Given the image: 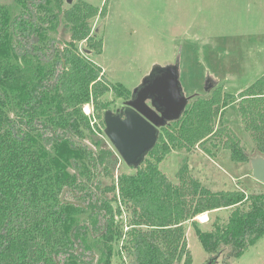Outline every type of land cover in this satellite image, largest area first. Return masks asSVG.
Here are the masks:
<instances>
[{"label":"trees","instance_id":"trees-1","mask_svg":"<svg viewBox=\"0 0 264 264\" xmlns=\"http://www.w3.org/2000/svg\"><path fill=\"white\" fill-rule=\"evenodd\" d=\"M64 4H0V264H113V244L123 237L116 221L123 204L132 210L125 248L134 252L136 264H176L187 253L185 224L221 209L233 210L228 223L200 232L199 240L207 251L224 244L239 256L264 236V192H213L188 175L187 165L176 185L160 164L174 149L191 152L197 146L213 157L210 147H223L234 162H250L237 137L226 141V128L216 129L221 108L230 103H239L258 158L264 159V76L239 95L217 87L210 98L197 96L179 121L161 129L145 166L119 179L120 200L101 198L100 191L79 181L75 169L88 179L95 162L103 166L104 159L73 138L84 140L93 130L84 106L92 105L96 121L104 124L102 98L113 93L128 99L130 92L111 83L102 67L79 50L86 41L102 53L103 41L92 37L91 20L107 7L100 10L83 0L68 8ZM61 15L71 40L64 49L42 45ZM65 189L79 199L62 201Z\"/></svg>","mask_w":264,"mask_h":264},{"label":"rangeland","instance_id":"rangeland-1","mask_svg":"<svg viewBox=\"0 0 264 264\" xmlns=\"http://www.w3.org/2000/svg\"><path fill=\"white\" fill-rule=\"evenodd\" d=\"M83 1L100 10L107 8L106 13L91 20L92 37L103 41L102 53L93 51L87 42L79 43V50L81 54L84 49L92 51L84 56L101 66L111 83L125 87L130 92L129 98L155 66L178 67L183 91L187 97H193L190 103L197 96L210 98L217 87H222L223 93L239 95L264 76V0ZM0 4L13 5L14 0H0ZM68 7L65 3L64 8ZM55 30L50 38L54 37L57 47L65 48L71 39V28L62 15ZM50 41L41 44L47 46ZM210 84L213 86L208 90ZM128 99L108 93L102 101L107 104V109L115 111ZM238 104L230 103L228 107L221 108L216 129L226 128L223 134L226 141L231 136L237 137L250 162H234L231 151L223 147L217 150L210 147L214 157L201 146L191 152L174 149L160 164L161 171L169 180L179 184L178 174L187 165L188 175L213 192H264V183L257 180L253 172L263 160L258 158L260 154L252 134L245 128ZM83 114L91 118L93 127L84 140L95 147L104 161L103 166L100 161L95 162L88 179H84L79 170L75 169V172L79 181L92 190L100 191L101 198L112 200L117 197L120 200L119 179L123 175L134 174L136 170L127 167L110 143L104 133L105 123L96 121L93 106H84ZM144 166L145 163L141 167ZM113 186L117 190L108 192ZM64 198L70 202L79 199L68 193ZM119 205L121 203L114 202L115 207ZM121 210L123 215L116 217V221L123 237L120 243L113 244L115 255L112 262L136 264L134 252L125 248L127 234L132 228V210L124 204ZM232 211L216 210L187 222V253L176 264H207L211 257L217 255L220 264H264V236L253 244L249 243L237 257L232 256V248L224 244L213 251L203 247L199 233L213 232L217 226H225ZM85 219L90 220L87 216Z\"/></svg>","mask_w":264,"mask_h":264},{"label":"water","instance_id":"water-1","mask_svg":"<svg viewBox=\"0 0 264 264\" xmlns=\"http://www.w3.org/2000/svg\"><path fill=\"white\" fill-rule=\"evenodd\" d=\"M69 6L75 0H66ZM213 85H209L210 90ZM193 97H187L179 80L177 66H155L143 82L134 89L131 98L119 109L104 111V133L127 167L138 170L158 144L163 127L179 121ZM90 149L85 140L73 138ZM262 159V158H260ZM254 167V176L264 183V159ZM66 190L61 195L64 201ZM78 252H80L78 247ZM214 256L211 263L217 260Z\"/></svg>","mask_w":264,"mask_h":264},{"label":"flooded vegetation","instance_id":"flooded-vegetation-1","mask_svg":"<svg viewBox=\"0 0 264 264\" xmlns=\"http://www.w3.org/2000/svg\"><path fill=\"white\" fill-rule=\"evenodd\" d=\"M65 3L67 4L66 0H65ZM74 4H75V2L73 3V5H74ZM67 5H68V4H67ZM68 6H69V5H68ZM71 6H72V5H71ZM69 7H70V6H69ZM70 40H71V39H70ZM35 42H36L37 44L40 43V41H39L38 38H35ZM85 42H86V41H85ZM50 43H52L53 45H55V42H54V41H52V42L50 41ZM81 43H82V42H81ZM59 48H60V49H64V47H62V46H59ZM83 51H84V53H82V55H84V54H91V53H92V51H89V50H87V49H84ZM130 98H131V97H130ZM130 98H129V99H130ZM129 99H128V100H129ZM128 100H126V101H128ZM126 101H124L123 104H124ZM123 104H122V105H123ZM122 105H121V106H122ZM117 109H119V108H117ZM117 109H116V110H117ZM116 110H115V111H116ZM96 151H97V150H96ZM65 190H66V193H67L68 190H67V189H65ZM65 190H64V191H65ZM66 193H65V194H66ZM61 195H62V194H61ZM65 201H66V200H65V198H64V202H65ZM212 258H213V257L210 258V260H209V262H208L207 264L211 263ZM213 264H220V263H218V261L215 260V261L213 262Z\"/></svg>","mask_w":264,"mask_h":264}]
</instances>
